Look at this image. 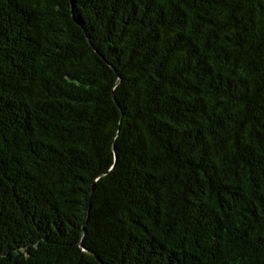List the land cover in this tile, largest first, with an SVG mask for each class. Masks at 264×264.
Listing matches in <instances>:
<instances>
[{
    "label": "trees",
    "instance_id": "1",
    "mask_svg": "<svg viewBox=\"0 0 264 264\" xmlns=\"http://www.w3.org/2000/svg\"><path fill=\"white\" fill-rule=\"evenodd\" d=\"M0 264H264V0H0Z\"/></svg>",
    "mask_w": 264,
    "mask_h": 264
},
{
    "label": "water",
    "instance_id": "2",
    "mask_svg": "<svg viewBox=\"0 0 264 264\" xmlns=\"http://www.w3.org/2000/svg\"><path fill=\"white\" fill-rule=\"evenodd\" d=\"M91 255H93V254H91Z\"/></svg>",
    "mask_w": 264,
    "mask_h": 264
}]
</instances>
